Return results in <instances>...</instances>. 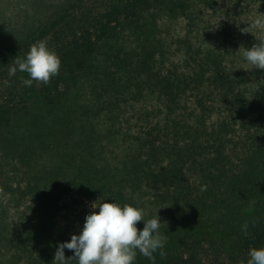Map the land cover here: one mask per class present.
I'll return each instance as SVG.
<instances>
[{"label": "trees", "instance_id": "16d2710c", "mask_svg": "<svg viewBox=\"0 0 264 264\" xmlns=\"http://www.w3.org/2000/svg\"><path fill=\"white\" fill-rule=\"evenodd\" d=\"M165 1L75 0L56 8L36 35L0 57V130L38 101L58 106L63 81L87 71L108 41ZM38 41L59 56L61 68L50 83L28 87L10 68ZM239 57L211 51L201 70L161 85L168 119L130 135L135 149L118 166L80 159L67 163V172L51 184L31 186L28 225L0 221V264H53L59 244L70 242L58 219L70 193L132 205L143 210L145 221L158 215L167 255L161 258L157 250L155 264H247L249 250L264 247V70ZM29 78L26 73L22 79ZM154 192L156 201L147 208L142 199ZM143 227V221L137 224ZM73 256L65 249L66 259ZM133 264L153 261L137 250Z\"/></svg>", "mask_w": 264, "mask_h": 264}, {"label": "rangeland", "instance_id": "374dc122", "mask_svg": "<svg viewBox=\"0 0 264 264\" xmlns=\"http://www.w3.org/2000/svg\"><path fill=\"white\" fill-rule=\"evenodd\" d=\"M69 1L75 0H0V57L36 35ZM257 20L264 22V0H166L128 25L87 71L63 81L59 90L65 95L58 106L38 101L17 114L8 130H0V221L25 228L34 216L30 187L59 179L67 163L81 159L118 166L135 149L130 135L150 132L157 121L168 119L171 110L161 85L201 70L211 51L240 54L238 60L253 69L240 49L264 41ZM25 74L16 75L22 80ZM98 201L77 193L63 196L58 219L70 241ZM155 201V192L142 199L147 208Z\"/></svg>", "mask_w": 264, "mask_h": 264}, {"label": "clouds", "instance_id": "9594fccd", "mask_svg": "<svg viewBox=\"0 0 264 264\" xmlns=\"http://www.w3.org/2000/svg\"><path fill=\"white\" fill-rule=\"evenodd\" d=\"M256 27H264V22L257 20ZM242 31L248 32V29ZM243 54L248 63L256 69L264 70V41L244 49ZM61 60L47 47L46 41H38L30 47L26 58L19 56L14 59L10 74L17 71L26 72L29 79H22L25 86L31 87L33 81L48 84L59 74ZM93 211L86 216V222L79 235H73L70 242L60 243L54 256L53 264H133L137 250L155 264L154 253L160 250L161 258L167 253L163 251L167 237L159 231L160 217L144 220L142 209L125 204L98 202L92 204ZM98 209V211H95ZM143 221V230L137 224ZM255 223V222H254ZM248 223L242 228L248 234ZM65 249L74 252L71 258H65ZM247 264H264V247L251 248ZM237 264H245L238 260Z\"/></svg>", "mask_w": 264, "mask_h": 264}]
</instances>
